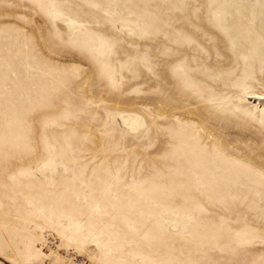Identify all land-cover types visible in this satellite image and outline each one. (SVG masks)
I'll use <instances>...</instances> for the list:
<instances>
[{"label": "rangeland", "instance_id": "374dc122", "mask_svg": "<svg viewBox=\"0 0 264 264\" xmlns=\"http://www.w3.org/2000/svg\"><path fill=\"white\" fill-rule=\"evenodd\" d=\"M263 91L264 0H0V264H264Z\"/></svg>", "mask_w": 264, "mask_h": 264}, {"label": "bare ground", "instance_id": "6f19581e", "mask_svg": "<svg viewBox=\"0 0 264 264\" xmlns=\"http://www.w3.org/2000/svg\"><path fill=\"white\" fill-rule=\"evenodd\" d=\"M246 96H247V99H253L254 102L258 101V102H259L258 104H260V102H264V91H263V92H248V93L246 94ZM53 227H54V228H57L58 225H55V226H53ZM64 237H65V239H67V240H70V239H71V235L68 234V233H66V234L64 235Z\"/></svg>", "mask_w": 264, "mask_h": 264}]
</instances>
